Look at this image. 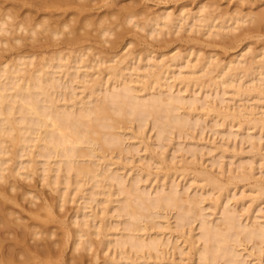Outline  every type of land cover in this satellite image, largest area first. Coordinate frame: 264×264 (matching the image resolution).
Returning a JSON list of instances; mask_svg holds the SVG:
<instances>
[{
	"label": "bare ground",
	"instance_id": "bare-ground-1",
	"mask_svg": "<svg viewBox=\"0 0 264 264\" xmlns=\"http://www.w3.org/2000/svg\"><path fill=\"white\" fill-rule=\"evenodd\" d=\"M118 1L0 0V264H264V183L233 187L255 179L253 157L224 182L221 161L193 170L200 145L174 143L210 127L264 149V46L226 61L203 51L261 42L263 0ZM228 94L262 113L224 106Z\"/></svg>",
	"mask_w": 264,
	"mask_h": 264
},
{
	"label": "rangeland",
	"instance_id": "rangeland-1",
	"mask_svg": "<svg viewBox=\"0 0 264 264\" xmlns=\"http://www.w3.org/2000/svg\"><path fill=\"white\" fill-rule=\"evenodd\" d=\"M134 1H138V0H119L117 3L118 4H116L115 6H117L116 8H115V10H118V8L120 9V6L121 7H123V5L124 6H126L127 4L128 5H130V4H132ZM206 2L208 1V0H205ZM215 1H217L218 3V5H219V8H221V10L223 9V10H226V8L227 9H230V8H233L234 6H235V4L233 5V3H235V1L236 0H215ZM141 4H142V2H140ZM139 3V1H138V5L140 4ZM257 4H255V5H253L252 7H251V11L253 12V13H258V11H261V10H263L264 9V0L263 1H260V3L259 2H256ZM147 4V6L149 7V9H150V7L152 8V10L153 11H158V8L160 9V8H169V10L170 11H176V9H177V7L179 6V3H176V4H174V3H170V4H167V5H159V6H156L155 4H153V3H150V2H148V3H146ZM173 4V5H172ZM143 5V4H142ZM232 5H233V7H232ZM237 5V4H236ZM141 6V5H140ZM139 6V7H140ZM144 6H146V5H144ZM146 6V7H147ZM261 6H262V8H261ZM194 6H192V7H190V8H188V9H192ZM155 8V9H154ZM243 8H245L244 9V12H249V10L250 9H248L249 7H243ZM103 9V10H102ZM101 10H95V11H92V14H91V18L92 19H94V18H96V16L99 14L100 16H102L103 15V13L105 12L106 13V9L105 8H102ZM248 9V10H247ZM151 9H150V11H152ZM104 13V14H105ZM115 18V17H114ZM114 18H112L111 20H112V23L114 22ZM115 23H119V22H115ZM115 23H113V24H115ZM247 25V24H246ZM246 25H244V27L246 26ZM114 26L115 25H112V28H114ZM261 34H263V32L261 33ZM133 35V34H132ZM128 36V38H130V39H133L132 38V36H131V34H129V35H127ZM113 37H111V39H112ZM264 38V37H263ZM110 39V40H111ZM203 39H205V38H203ZM206 40V39H205ZM255 39H253V41L251 40V39H249V41L247 42V41H243L242 43H241V45H239L238 47H239V49L238 48H236V49H232V48H229V49H227V50H224V49H222L221 50V48L220 47H215V49H212V48H214V47H205L204 49H203V51H204V53H206V52H208L207 54H210V52H211V54H213V53H217V57L219 58V59H221L222 61H226V60H229V59H231V58H234L235 56H237V54H240V51H241V49L243 48V47H246V45H251V48L252 49H260V46H264L263 45V43H264V39L262 40V38H260V39H258V41H260L261 40V42H259V43H257V40H255L256 41V45H258V46H256L255 44H254V41ZM246 42V43H245ZM252 42H253V44H252ZM152 44V43H151ZM176 44V45H175ZM175 44H173V47H177V46H179V44H180V46L182 47H179L180 48V50H184L185 49V47L187 46H185V44L184 43H179V44H177V43H175ZM184 44V45H183ZM156 45L157 44H153L152 45V47L154 46V50L155 51H157V52H162L160 49H162V48H160V46L159 45H157V49H155L156 48ZM135 47H138V46H135ZM142 47H144L143 45H139V48H142ZM172 47V45H171V47H169L168 49H162L163 50V52L162 53H167L170 49H172L173 48ZM118 48V47H117ZM130 48V47H129ZM139 48H136V50H135V48H130L129 49V51H137ZM184 48V49H183ZM116 50H118V51H116ZM115 50V52H119V50H120V48H118V49H116ZM139 50H141V49H139ZM138 50V51H139ZM159 50V51H158ZM134 51V52H135ZM123 52H125V51H122V52H120V54L121 53H123ZM174 52H177V51H174ZM224 52V54H222ZM172 54V53H171ZM174 54V53H173ZM214 54V55H215ZM224 55V56H223ZM249 84H245V86H248ZM249 86H251V85H249ZM248 86V87H249ZM193 91H196L193 95L194 96H192V97H195V98H197V99H200L201 101H203L204 99H206L205 97H207V96H205L204 95V93H202V91H200V93H202V94H200V93H198L197 94V91L199 92V90L196 88V90L195 89H192ZM195 94H197V95H195ZM186 95V94H185ZM230 94H228L227 96H224V103L226 104V105H224V106H227V104L228 105H231L232 106V108H231V106H230V108L233 110V107H234V109L235 108H239V107H237L238 106V104H239V106L241 107V105L244 107L245 105H246V108H247V106H249L250 107V105H251V107H253V108H258L257 110L258 111H256L257 113H259L260 112V114L262 113V111H263V109L261 110V103H257V102H255V100L254 101H250V100H246V99H244L243 100V102L241 101H239V100H237V99H234V104L236 105V102L237 101H239L238 103H237V106H235V105H233L232 104V102H233V99L231 100V99H229L228 98V96H229ZM211 97H213V99H215L216 100V102L219 100H217L216 98H215V95L213 96H211ZM207 98V100L208 101H210V102H212V103H215V102H213V100H212V98ZM230 98H232L231 97V95L229 96ZM214 100V101H215ZM229 100H231V102L229 101ZM237 100V101H236ZM245 101V102H244ZM250 101V102H249ZM252 102H254L253 104H252ZM223 103V104H224ZM243 103V104H242ZM217 104H218V106H221V107H223V104L221 105L220 103H218L217 102ZM256 106V107H255ZM258 106V107H257ZM229 107V106H228ZM250 107V108H251ZM250 108H248V109H250ZM264 112V111H263ZM259 114V115H260ZM258 115V116H259ZM258 118V117H257ZM210 124L212 125V123H209V126H210ZM210 128V127H209ZM205 129L206 131H204L203 132V135L201 136V137H197V136H200V134H199V132H198V134H197V132H195L194 134H193V136L195 135V139H193L194 140V142H193V140L192 139H185L184 141H182V140H177L176 142H174V143H178V144H182V146H184L185 147V145H186V147L184 148V149H188L189 147H188V145L190 146V148H192L193 147V145L195 144V145H200V146H198V148H199V150H198V152L199 151H201V153L199 152H197V154H196V156H197V159H198V161L197 162H199V164H197L196 166H192V168L191 169H196V170H198V171H207V172H210V173H216L218 170L217 169H215V167L216 166H211L212 165V163H213V161H221L223 164H224V167H225V172L227 173V170H228V173H229V170L231 169H235V170H237L238 169V163L240 164V162H244L245 161V159L247 160V158H250V157H253V160H255V162H254V164H253V167H254V174H255V179H253L252 181L250 180V181H247V182H240V184L239 183H237V181H235V185L233 186L234 188L236 187V192L235 193H237L238 194V192L240 193V191L242 192V190L243 191H247V189L249 190L253 185L252 184H254L255 182H258V183H264V160L261 162V159H260V156H264V155H262V154H264V149L261 151V152H259V153H252V149L250 148V144L248 143L247 144V142L246 141H244V143H243V139L246 137V136H243V134H240V135H238L237 136V139H236V137L234 138L235 140H233V138H231L232 140H228V138L226 137V136H222V135H219V134H217V135H215L214 133H215V130L216 131H220V129L218 130V129H214V131H212L211 129ZM237 127H235L234 129H232V133H236V131H238V129H236ZM222 131H224L225 129L224 128H222L221 129ZM209 131V132H208ZM251 132V131H250ZM249 132V135H253L254 133H250ZM253 132V131H252ZM205 133V134H204ZM214 134V135H212V134ZM239 133V132H238ZM241 133H243V132H241ZM247 135H248V132H245ZM244 133V135H246ZM153 135V134H152ZM151 135V136H152ZM244 137V138H241L242 136ZM256 135H258V134H256ZM256 135H254L255 137H257V138H259V136L260 135H258V136H256ZM220 136V137H219ZM198 138V139H197ZM202 138V139H201ZM204 138V139H203ZM221 138V139H220ZM197 139V140H196ZM227 139V140H226ZM242 139V140H241ZM201 140V141H200ZM242 141V142H241ZM264 141V136L262 137V143H264L263 142ZM183 142V143H182ZM260 142V143H261ZM191 143V144H190ZM261 143V144H262ZM184 144V145H183ZM193 144V145H192ZM191 145H192V147H191ZM263 145V144H262ZM261 145V146H262ZM176 146L177 145H175L174 146V144L172 143V145L170 146V148H168V154H169V156L171 157L172 155V152L174 151V148H175V150H177L176 149ZM264 146V145H263ZM188 147V148H187ZM236 147V148H235ZM173 148V149H172ZM194 148V147H193ZM264 148V147H263ZM249 149H251V150H249ZM212 151V152H211ZM224 151V153H222ZM242 152V153H241ZM247 152V153H246ZM249 152V153H248ZM184 155V153H182V152H179V153H176V156L177 155ZM201 154V155H200ZM247 154V155H246ZM250 154V155H249ZM258 154V155H257ZM221 155H223V159H221L220 160V156ZM245 155V156H244ZM140 156H144V154H143V152L141 153L140 152ZM179 156H177V157H179ZM185 156H186V158H189L190 157V155L188 154V155H186L185 154ZM203 156H205V157H203ZM250 156V157H249ZM255 156H258V157H255ZM201 157H203V158H201ZM239 157V158H238ZM136 159H137V157H135ZM256 158V159H255ZM191 159V158H190ZM214 159V160H213ZM239 159V160H238ZM242 159H244V160H242ZM260 160V162L258 163V161ZM179 161V158H176V162H178ZM212 161V162H211ZM202 163V164H201ZM234 163V164H233ZM256 163V164H255ZM258 163V164H257ZM261 163V164H260ZM229 164H231V166L229 165ZM259 164H260V166H259ZM225 165H227L228 166V168L225 166ZM181 165L180 164H178V167H180ZM203 166V167H202ZM214 167V168H213ZM230 167V168H229ZM237 167V168H236ZM217 168V167H216ZM261 168V169H260ZM216 172H215V171ZM212 171H214V172H212ZM234 171V170H233ZM239 172V171H238ZM172 173V172H171ZM228 173H227V175L226 174H224L222 177H220V179L222 180V181H224V182H226L227 181V179L228 178H230L231 176H232V174L231 173H229L230 175H228ZM154 174V173H153ZM160 174H161V172L159 173V175L158 176H160ZM187 174V173H186ZM186 174H185V176H181L182 178L180 179V176L178 175H176V179H177V182L179 181V183L181 184V185H183V186H185V184L186 185H188L187 183H189V181L191 180L190 178L192 177V176H188V177H186ZM234 175H236L237 174V171H235L234 173H233ZM263 174V175H262ZM262 175V176H261ZM154 177V176H153ZM152 177V178H153ZM228 177V178H227ZM263 177V178H262ZM36 177H34V179H35ZM187 178V179H186ZM258 179V180H257ZM257 180V181H256ZM184 181V182H183ZM186 181H188V182H186ZM259 181H261V182H259ZM263 181V182H262ZM186 182V183H185ZM34 184H35V186H36V191H40L42 194H43V196L42 197H44L45 196V198H48V199H50L51 197H54L55 195L54 194H52V193H50V191H49V189H47V188H43V187H41V185H37V183H35V182H31V185L32 186H34ZM20 185H22V187L24 186H28V182H24V183H21L20 182ZM145 185H148V184H145ZM26 186V187H27ZM23 187V188H24ZM25 187V188H26ZM245 187V188H244ZM35 188V187H34ZM241 188V189H240ZM244 188V189H243ZM39 189V190H38ZM238 190V191H237ZM47 194H46V193ZM50 193V194H49ZM49 194V195H48ZM248 194V193H247ZM238 195H240V194H238ZM237 195V196H238ZM239 197V196H238ZM25 203V202H24ZM23 203V205L26 207V208H28L29 206L28 205H26V203L24 204ZM37 203V202H36ZM39 203V202H38ZM230 204H232V203H230ZM28 206V207H27ZM74 205H67L66 206V210H67V214H66V217H68L69 216V214L73 211L72 209H74V207H73ZM238 206V205H237ZM236 206V209L238 210H240L241 208H239V206L237 207ZM73 207V208H72ZM233 207V206H232ZM261 208H264V205H262V207ZM206 213H208V214H210V211L208 212H206ZM253 216H256V214H254ZM67 219V218H66ZM171 222H173V221H171ZM197 233V232H196ZM176 235H174V237H175ZM69 254V250H67L66 251V255L67 256H69L68 255ZM178 257V256H177ZM178 259V258H177ZM88 261V260H87ZM86 261V264H90V262H87ZM191 262L190 261H187L186 262V264H190ZM185 264V263H184ZM192 264V263H191ZM252 264H255V262L254 263H252Z\"/></svg>",
	"mask_w": 264,
	"mask_h": 264
}]
</instances>
